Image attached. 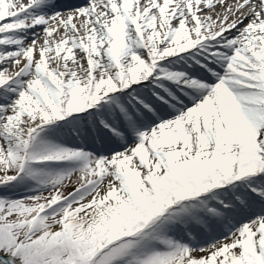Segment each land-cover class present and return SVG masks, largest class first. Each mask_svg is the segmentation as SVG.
I'll list each match as a JSON object with an SVG mask.
<instances>
[{"label": "snow or ice", "instance_id": "snow-or-ice-1", "mask_svg": "<svg viewBox=\"0 0 264 264\" xmlns=\"http://www.w3.org/2000/svg\"><path fill=\"white\" fill-rule=\"evenodd\" d=\"M0 264H264V0H0Z\"/></svg>", "mask_w": 264, "mask_h": 264}, {"label": "bare ground", "instance_id": "bare-ground-1", "mask_svg": "<svg viewBox=\"0 0 264 264\" xmlns=\"http://www.w3.org/2000/svg\"><path fill=\"white\" fill-rule=\"evenodd\" d=\"M64 2L72 3V2H75V0H64Z\"/></svg>", "mask_w": 264, "mask_h": 264}]
</instances>
